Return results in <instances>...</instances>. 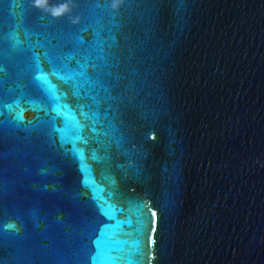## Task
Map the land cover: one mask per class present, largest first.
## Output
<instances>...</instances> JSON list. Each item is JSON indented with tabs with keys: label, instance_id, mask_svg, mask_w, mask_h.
<instances>
[{
	"label": "water",
	"instance_id": "1",
	"mask_svg": "<svg viewBox=\"0 0 264 264\" xmlns=\"http://www.w3.org/2000/svg\"><path fill=\"white\" fill-rule=\"evenodd\" d=\"M0 264H264V0H0Z\"/></svg>",
	"mask_w": 264,
	"mask_h": 264
},
{
	"label": "snow or ice",
	"instance_id": "2",
	"mask_svg": "<svg viewBox=\"0 0 264 264\" xmlns=\"http://www.w3.org/2000/svg\"><path fill=\"white\" fill-rule=\"evenodd\" d=\"M137 209H138V211H139V210H140V206H137ZM96 243H97V246L99 247V243H100V242L97 241Z\"/></svg>",
	"mask_w": 264,
	"mask_h": 264
},
{
	"label": "flooded vegetation",
	"instance_id": "3",
	"mask_svg": "<svg viewBox=\"0 0 264 264\" xmlns=\"http://www.w3.org/2000/svg\"><path fill=\"white\" fill-rule=\"evenodd\" d=\"M31 115L30 114H26V117H30Z\"/></svg>",
	"mask_w": 264,
	"mask_h": 264
}]
</instances>
